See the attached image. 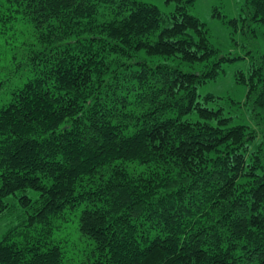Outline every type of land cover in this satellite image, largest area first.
I'll list each match as a JSON object with an SVG mask.
<instances>
[{
  "label": "trees",
  "instance_id": "obj_1",
  "mask_svg": "<svg viewBox=\"0 0 264 264\" xmlns=\"http://www.w3.org/2000/svg\"><path fill=\"white\" fill-rule=\"evenodd\" d=\"M194 1L0 0V264H264V45L233 123Z\"/></svg>",
  "mask_w": 264,
  "mask_h": 264
},
{
  "label": "rangeland",
  "instance_id": "obj_2",
  "mask_svg": "<svg viewBox=\"0 0 264 264\" xmlns=\"http://www.w3.org/2000/svg\"><path fill=\"white\" fill-rule=\"evenodd\" d=\"M153 3L163 11H170L172 4L164 0H139ZM189 12L204 22L208 30L211 43L217 48L218 55L226 60L222 64L220 76L214 81H208L199 86L201 95L213 93L219 95L220 105L226 115L232 118L233 123H248L250 111L247 105L243 104L246 95V87L235 81V75L239 70L247 71L251 56L255 55V47L264 45L263 38H254L242 33L240 29L232 32L228 20L237 18L238 26L242 24L240 17L246 16L245 0H195ZM246 39L245 38V36ZM36 196V192H31ZM13 196L6 197V201H14ZM6 219H0V239L6 230ZM74 236V235H73ZM68 256L80 255L81 251L76 247L69 246Z\"/></svg>",
  "mask_w": 264,
  "mask_h": 264
}]
</instances>
